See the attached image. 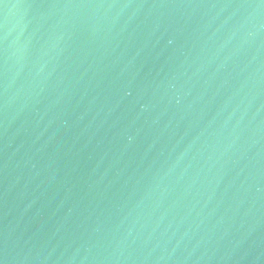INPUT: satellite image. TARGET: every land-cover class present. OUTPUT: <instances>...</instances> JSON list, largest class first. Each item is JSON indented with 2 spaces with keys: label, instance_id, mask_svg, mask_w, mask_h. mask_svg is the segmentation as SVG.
<instances>
[{
  "label": "water",
  "instance_id": "water-1",
  "mask_svg": "<svg viewBox=\"0 0 264 264\" xmlns=\"http://www.w3.org/2000/svg\"><path fill=\"white\" fill-rule=\"evenodd\" d=\"M3 264H264V0H0Z\"/></svg>",
  "mask_w": 264,
  "mask_h": 264
},
{
  "label": "snow or ice",
  "instance_id": "snow-or-ice-1",
  "mask_svg": "<svg viewBox=\"0 0 264 264\" xmlns=\"http://www.w3.org/2000/svg\"><path fill=\"white\" fill-rule=\"evenodd\" d=\"M0 264H3V262H2V261H0Z\"/></svg>",
  "mask_w": 264,
  "mask_h": 264
}]
</instances>
